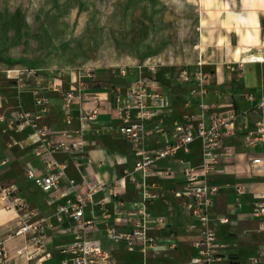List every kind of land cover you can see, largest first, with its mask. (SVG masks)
I'll use <instances>...</instances> for the list:
<instances>
[{
    "label": "built area",
    "instance_id": "2783aa9c",
    "mask_svg": "<svg viewBox=\"0 0 264 264\" xmlns=\"http://www.w3.org/2000/svg\"><path fill=\"white\" fill-rule=\"evenodd\" d=\"M259 63H264V60ZM236 64L241 67V63ZM160 66L156 62L135 66L137 75L124 91L112 87L107 93L114 100L111 116L118 121L116 131L128 142L134 157L133 171L126 172L111 184L93 175L91 159L87 155L88 141L84 135L85 131L93 129L92 122L102 108V93L90 95L87 99L94 102L92 107L81 104L85 97L83 91L90 80L96 79V70L90 66L42 69L27 65L3 69L5 79L12 82L17 95L30 93L34 109L18 107L7 116L0 115V121L6 122L4 131L17 133L27 127L31 130L24 138L9 134L6 154L0 160V166L10 161L15 148L30 147L42 168L36 169L27 163L25 175L48 196L47 203L55 205L51 215L40 216L39 211L20 194L17 185L0 182L1 204L17 216L16 228L5 236L0 235V264L9 257L7 242L17 238L21 239V244L15 249V256L34 261V264H40L50 257L46 229H52L54 222L61 223L64 217L73 222L69 228L73 238L56 247L63 256L61 264H116L111 252L119 242H123L127 251H138L146 257L156 245L155 236L149 233V222L153 221L154 226H165L163 218L151 219L145 209L144 203L153 197L147 190V177L171 179L177 171L183 175L184 182L180 189L174 191V195L179 199L183 214L192 217L200 228L198 238L193 242L196 253L190 257L189 264H218L228 245L219 241L217 225L218 222L227 223L228 219H214L211 216L212 198L219 192V187L210 183L209 179L221 171L223 161L236 159L237 153L229 142L239 136L242 146L248 150L246 152L252 151L247 158L250 175L264 180V91L258 97L250 92L244 93L243 97L250 105L241 110L232 102L222 105L219 101H209L214 72L206 70L199 58L194 62L193 69L182 67L178 71L177 82L187 88V101L183 104L187 111L181 120L172 122L170 130H164L161 125L163 120L159 116L171 108L170 89L173 83L167 71L161 73L167 83L159 80ZM119 71L124 76L125 69L120 68ZM261 78L264 81V70ZM50 93L60 98L61 114L67 127L53 128L46 122L52 103ZM107 94L104 93V100L108 101ZM216 98L220 99L221 94L217 93ZM74 109L77 110L76 126L72 127ZM156 117L158 119L148 130L146 123ZM154 132L163 137L164 143L149 148L147 139ZM194 143H198L200 148L198 164L185 158L191 153ZM258 146L260 149L255 152ZM179 153L182 155L179 156ZM58 155L72 160L74 169L80 173L79 180L68 176L69 164ZM168 157L174 159V167L158 168V161ZM135 172L141 173V180L135 177ZM125 177L143 190V204L135 210L123 212L120 207L114 211L117 222L123 228L109 223L112 213L105 208L99 217L84 218V210L94 203V195L99 192L121 194ZM233 191L238 195L247 191L253 193L252 214L258 219V231L264 236V190L257 191L244 183H235ZM60 199H64V202H60ZM98 204L104 207L105 199ZM119 205L123 206V202ZM100 226L102 236L108 243L106 247L94 235L99 232ZM154 264L165 263L158 261ZM247 264H264V240L255 254L248 258Z\"/></svg>",
    "mask_w": 264,
    "mask_h": 264
},
{
    "label": "crops",
    "instance_id": "0c3cea01",
    "mask_svg": "<svg viewBox=\"0 0 264 264\" xmlns=\"http://www.w3.org/2000/svg\"><path fill=\"white\" fill-rule=\"evenodd\" d=\"M75 0H0V115L7 116L13 109L22 108L25 110H33V99L29 92H23L20 95H13L15 92L12 82L5 79L3 69L13 65H27L21 62L19 56V46L22 44L27 28L31 27L36 33L54 34L63 32L60 30L58 23L63 19V15L56 13L69 12L73 9ZM201 10V18L199 20L200 33V51L197 60L200 58L204 62V68L210 63L204 59L203 50L213 51L211 60L223 58V54H218L219 51H233L234 55L241 57L243 60V73L239 83V89H234L231 92L220 91L221 98L217 99L213 95V87L222 90L221 82L227 80L230 76L222 68L211 70L214 72L213 83L210 86L208 100L219 101L222 105L232 102L238 109H244L250 105L243 94L246 92L253 93L258 97L264 91V81L261 74L264 70V63L247 62L251 55L260 54L264 59V1L263 0H210L208 7H203V1L197 2ZM29 12H32L30 17ZM254 14L257 23V38L247 33L248 15ZM204 19V36L201 38V20ZM212 20V23L210 22ZM225 23V24H224ZM213 29V37L210 38V29ZM225 25V26H224ZM56 26V27H55ZM64 28V27H63ZM68 28V27H67ZM60 30V31H59ZM68 30V29H63ZM208 32V33H207ZM222 33L221 35L219 33ZM231 39L237 41L236 48L230 47ZM30 66V65H27ZM37 67V66H36ZM136 69V68H135ZM96 77H97V71ZM162 73V69H160ZM137 73L135 74L136 77ZM122 76V81L112 83L101 81L100 78L94 81L90 80L87 89L83 91L85 97L81 104L84 107H92L94 102H89L87 99L90 95L102 93L101 111L96 119L92 122V130L85 131L84 135L88 141L87 155L91 159V168L93 175L107 184L113 183L125 175L126 172L133 171L134 157L130 152L128 142L123 139L116 131L118 121L111 116L114 107L113 98L107 93L112 87H119L122 91L134 78ZM218 83H216V79ZM110 84V85H108ZM174 83L170 89L171 107L175 101ZM13 92V93H12ZM239 92L245 102L244 107H240L234 96H238ZM104 93L108 96V101L104 100ZM51 107L48 112L46 122L53 128H64L67 125L63 122L58 95L50 93ZM171 109V108H170ZM170 109L165 110L159 118H161L167 127L171 128L174 120H181L186 108L182 107L183 114L171 120L169 115H165ZM75 119L72 122V127L76 126L77 110H73ZM158 118L146 123L147 129L151 130L152 124ZM162 122V127H163ZM5 121H0V160L5 157L6 143L11 131H4ZM164 128V127H163ZM31 130L29 127L22 132L14 133L17 138H24ZM164 143L163 137L154 132L147 139V145L151 147H159ZM233 150L237 153L236 159L223 161L221 171L212 175L209 179L210 183L219 187V192L212 198V206L210 207L211 216L214 219L226 218L227 223H219L217 225V236L220 242L227 243L225 253L221 257L218 264H247L248 258L255 254L257 247L264 240L262 233L258 231V219L252 214L254 195L247 191L241 195L233 191L235 183H244L257 191L264 190V180L259 177L250 175V165L248 163V151L242 146L239 136H235L229 142ZM196 148V151H194ZM260 147H256L259 150ZM179 156L182 153L178 154ZM58 158L66 160L69 164L67 174L76 180L80 179L73 165L72 160L65 155H58ZM193 164L200 162V148L198 143L192 145V151L185 156ZM83 158L82 160H84ZM29 163L36 169H41L42 165L39 159L35 158L30 150V147L24 149L15 148L10 161L5 165L0 166V182L4 185L15 184L19 192L23 195L29 204L39 211V215L46 217L52 214L55 204L47 203V195L37 188L34 183L29 180L24 168ZM158 168L174 167V159L168 157L157 163ZM83 171V170H82ZM84 174V172H83ZM87 175V174H86ZM138 180L142 179L140 172L134 173ZM9 176V177H7ZM87 177V176H86ZM147 190L153 197L146 200L144 203L146 211L151 216V219L163 218L165 226H154L153 221L149 222V233L155 236L156 245L148 251L146 257L138 251L129 252L125 249L123 242H119L115 249L111 252L116 264H154L161 261L165 264H189L190 257L196 253L193 242L198 238L199 225L189 216L183 214L179 207V199L174 195V191L182 187L184 177L177 171L171 179H162L155 176H149L146 180ZM102 199H105L104 207L98 204ZM123 202V206L119 203ZM64 202V199H60ZM143 204V190L137 187L128 177H125V185L121 194L113 195L99 192L94 195V203L89 205L84 210V218L99 217L103 208L112 213L109 218V223L116 225L122 229L123 225L117 222L114 211L122 207L123 212L127 210H135ZM124 215V213H123ZM17 216L11 210L3 208L0 201V235L5 236L6 233L13 231L16 228ZM55 223L52 229H46V236L49 239L48 250L51 252L50 257L44 259L40 264H61L63 258L57 250V246L68 243L72 240L73 234L69 230L72 221L68 217H64L61 223ZM102 228L95 233V237L101 239L103 247L107 246L106 239L102 236ZM21 244V239L17 238L7 242L9 257L3 264H34V261H27L24 257L15 256L14 251Z\"/></svg>",
    "mask_w": 264,
    "mask_h": 264
},
{
    "label": "rangeland",
    "instance_id": "374dc122",
    "mask_svg": "<svg viewBox=\"0 0 264 264\" xmlns=\"http://www.w3.org/2000/svg\"><path fill=\"white\" fill-rule=\"evenodd\" d=\"M202 1V8L209 6L210 0ZM197 2L198 0H75L72 10L56 13L64 16L58 22L61 23L58 26L63 32L40 34L31 27L27 28L19 46V56L23 64L42 69L90 66L97 71V81L100 78L108 83L122 81L120 68L125 69L124 76L130 79L137 73L135 66L147 65L149 62L159 63L162 72L167 71L171 76L170 81L174 83L175 101L165 114L174 120L183 114L182 107L187 101L186 87L176 80L178 71L182 67L193 69L200 51L199 20L202 14ZM29 14L32 17V12ZM204 25L202 18V39ZM216 28L214 24L210 29V38ZM257 30L254 14L248 15V35L251 37L252 34L257 38ZM231 41L230 47L236 48L237 41ZM213 54V51L203 50L204 59L210 63L206 67L214 72L216 67L219 72L224 68L230 76L224 82L220 79L222 90L213 87L212 94L217 95L220 91L227 93L234 89L240 91L239 79L244 65L241 57L226 49L218 53L223 54V58L214 61L208 58ZM236 63H241V67ZM144 69L146 71V68L142 70ZM215 80L219 84L217 78ZM241 93L234 98L240 107H244ZM15 94L16 92L13 93ZM163 127L167 130L164 122Z\"/></svg>",
    "mask_w": 264,
    "mask_h": 264
},
{
    "label": "bare ground",
    "instance_id": "6f19581e",
    "mask_svg": "<svg viewBox=\"0 0 264 264\" xmlns=\"http://www.w3.org/2000/svg\"><path fill=\"white\" fill-rule=\"evenodd\" d=\"M263 57L258 54V55H251L248 59H246L247 62L251 61V62H256V63H259V62H263Z\"/></svg>",
    "mask_w": 264,
    "mask_h": 264
},
{
    "label": "trees",
    "instance_id": "16d2710c",
    "mask_svg": "<svg viewBox=\"0 0 264 264\" xmlns=\"http://www.w3.org/2000/svg\"><path fill=\"white\" fill-rule=\"evenodd\" d=\"M159 80H161L162 83L166 84L167 81L164 79V76L160 73L159 74ZM185 87V86H184ZM187 89V88H186Z\"/></svg>",
    "mask_w": 264,
    "mask_h": 264
}]
</instances>
